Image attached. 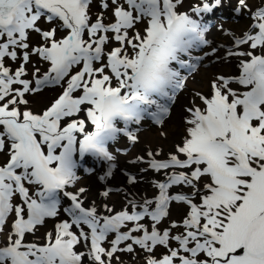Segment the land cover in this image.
I'll return each instance as SVG.
<instances>
[{"label": "snow or ice", "instance_id": "obj_1", "mask_svg": "<svg viewBox=\"0 0 264 264\" xmlns=\"http://www.w3.org/2000/svg\"><path fill=\"white\" fill-rule=\"evenodd\" d=\"M222 6L0 0V264H264V0H235L241 35L207 19ZM182 95L180 139L145 142L168 139ZM139 145L129 163L163 178L114 190L117 154Z\"/></svg>", "mask_w": 264, "mask_h": 264}, {"label": "rangeland", "instance_id": "obj_2", "mask_svg": "<svg viewBox=\"0 0 264 264\" xmlns=\"http://www.w3.org/2000/svg\"><path fill=\"white\" fill-rule=\"evenodd\" d=\"M251 2L255 3L257 0H251ZM235 0H222V7L218 8L215 12V15H209L207 19L211 21L213 24L220 23L223 24V26L227 29H229L232 33L236 35H241L245 30H247L248 25L250 23V20L248 17L239 15L237 16L236 14L231 12V8L234 5ZM216 34L213 36L212 39L219 43L225 42L228 37L224 35L220 30L215 29ZM36 37L33 36L32 39H35ZM219 68V70L222 71H235V64L230 63L224 67H220L218 65H213L208 71H215ZM196 86L198 88H202L206 91L205 85H204V80L201 76H197L194 81L190 82V87ZM55 90H48L44 92L41 96L37 97L33 101V106L35 108L42 107L47 100L54 95ZM186 102V97L181 96L179 99V103L177 104L176 108L174 109L173 113V119L169 122V137L168 140L172 143L177 142L180 139V133H181V124H180V116L182 115V108L181 105ZM145 133H150L154 134L156 133L155 128H149L147 132ZM157 134V133H156ZM117 147H124L125 146V141L121 140L119 144L116 145ZM137 154L136 148L131 149L127 154H123L124 156L127 157V159H122L125 160V162L130 161L131 157L133 154ZM129 158V159H128ZM120 162L119 166H116L115 174H120L125 175L123 172L120 171V169H125L128 172H132L130 169V166L128 168L124 167L123 162ZM118 164V163H117ZM85 179V175H82V179ZM116 208H119L120 206H115ZM183 205L180 204H172L170 207V214L172 219H179L183 215ZM125 260H127V257H124ZM137 264H139V261L137 260Z\"/></svg>", "mask_w": 264, "mask_h": 264}, {"label": "bare ground", "instance_id": "obj_3", "mask_svg": "<svg viewBox=\"0 0 264 264\" xmlns=\"http://www.w3.org/2000/svg\"><path fill=\"white\" fill-rule=\"evenodd\" d=\"M215 34H216V30L213 29L210 38L212 39ZM142 135L144 136L145 142L151 143L153 146H155V144L159 143L163 148H165L167 150L172 145L168 139L166 141L158 139L156 133H154V134L143 133ZM142 147H143V145H139L136 147L137 154L140 153V149ZM125 158L127 159V157L124 156L123 154H117L116 166H119L122 159H125ZM122 162H123L125 168H128V166H130V169L132 170L133 174H136L138 177H142V179H138L134 186L129 185L127 183L126 176L122 175V173H121V175L115 174L116 171L114 169L113 170V176L110 178V183H109L110 187H112L115 190V189H118V188L123 186V187L128 188L129 191L136 193L138 195H145V194L151 195L155 192V189L153 186V181L163 178L159 173H157L151 169H147L146 165H144V164H139V163L133 164V163H129V161L125 162V160H123ZM140 168H145L146 170L141 172V171H139ZM80 183L82 185L87 186L90 193L95 194L100 190V188H99L100 182L98 180H96L94 177H89V176L85 175V179L81 180ZM176 190H180V189H176ZM93 198L98 199V201L100 199L95 195L93 196ZM110 198H111V201L114 204V206H120L121 205V203H122V195L121 194H116L114 191V193L111 195ZM173 204H175V202ZM0 239H2V237H0Z\"/></svg>", "mask_w": 264, "mask_h": 264}]
</instances>
